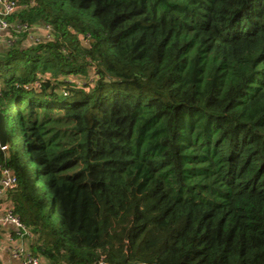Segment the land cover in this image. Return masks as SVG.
Instances as JSON below:
<instances>
[{
    "label": "trees",
    "instance_id": "trees-1",
    "mask_svg": "<svg viewBox=\"0 0 264 264\" xmlns=\"http://www.w3.org/2000/svg\"><path fill=\"white\" fill-rule=\"evenodd\" d=\"M21 2L9 19L51 34L0 42V165L27 249L48 264H264V0Z\"/></svg>",
    "mask_w": 264,
    "mask_h": 264
},
{
    "label": "built area",
    "instance_id": "built-area-1",
    "mask_svg": "<svg viewBox=\"0 0 264 264\" xmlns=\"http://www.w3.org/2000/svg\"><path fill=\"white\" fill-rule=\"evenodd\" d=\"M25 5L21 0H0V33L3 32L2 37L5 38L6 42L13 45L15 41V35L13 30H16V35L22 32H28L31 30L32 26H28L25 23H16L11 21L9 18L15 14H18ZM49 31V26L44 25ZM50 39V37H49ZM38 42V40H36ZM63 80L67 83H77L78 86H82L85 82L82 79H77L72 75L64 77ZM39 86V84H36ZM2 150L8 149V144L1 146ZM18 179L14 172L7 167H2L0 165V198L8 196V193L17 186ZM7 223H12L17 228V237L22 240L18 243L16 242L13 247H11V254L13 257L20 260V264H43L39 256L33 255L26 246L23 245V238H28L31 236V231L27 225H25L20 217L14 213L13 203L10 204L5 209L0 208V225H5Z\"/></svg>",
    "mask_w": 264,
    "mask_h": 264
},
{
    "label": "crops",
    "instance_id": "crops-1",
    "mask_svg": "<svg viewBox=\"0 0 264 264\" xmlns=\"http://www.w3.org/2000/svg\"><path fill=\"white\" fill-rule=\"evenodd\" d=\"M3 32L0 33V37H2ZM51 36L50 31H48L44 25H34L31 30L27 32L26 36L23 37L20 34L15 35V41L18 42L22 40V44L28 46L31 44H35V42L41 40H48ZM5 42V38H0V42ZM12 203V200L9 196L0 198V208L5 209ZM17 228L12 223H7L5 225H0V264H20V260L13 257L11 254V247L15 245V243L21 241L17 237ZM31 243V238H23V244H26V247L29 248Z\"/></svg>",
    "mask_w": 264,
    "mask_h": 264
},
{
    "label": "rangeland",
    "instance_id": "rangeland-1",
    "mask_svg": "<svg viewBox=\"0 0 264 264\" xmlns=\"http://www.w3.org/2000/svg\"><path fill=\"white\" fill-rule=\"evenodd\" d=\"M6 43L8 44V42H6ZM0 47H2V45H0ZM1 52H2V50L0 49V53H1ZM12 122H13V124H14V126H15L14 134H15L16 138L21 142L23 150H24V149L26 150V148H25V146H24V137H23V135H22V129H20V128H21V126H20V121H19V118H18V116H17V113H16V110H15V109H13V112H12ZM24 152H25V151H24ZM25 157H26V161H27V163H28V164H32V163H31V160H30V157H29V155H28L27 152H26V154H25ZM40 186H43V185L40 184ZM23 245L26 246V244H23ZM41 261H42L43 264H48V263L46 262V259H45V258H41Z\"/></svg>",
    "mask_w": 264,
    "mask_h": 264
},
{
    "label": "water",
    "instance_id": "water-1",
    "mask_svg": "<svg viewBox=\"0 0 264 264\" xmlns=\"http://www.w3.org/2000/svg\"><path fill=\"white\" fill-rule=\"evenodd\" d=\"M8 143V129L6 125V117L0 112V145L4 146Z\"/></svg>",
    "mask_w": 264,
    "mask_h": 264
}]
</instances>
